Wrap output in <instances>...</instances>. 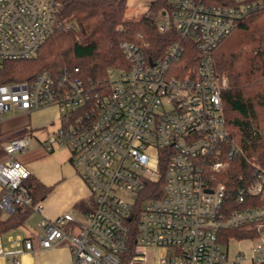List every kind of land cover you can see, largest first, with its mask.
I'll return each mask as SVG.
<instances>
[{
  "label": "built area",
  "instance_id": "2783aa9c",
  "mask_svg": "<svg viewBox=\"0 0 264 264\" xmlns=\"http://www.w3.org/2000/svg\"><path fill=\"white\" fill-rule=\"evenodd\" d=\"M158 2L166 4L156 14L159 32L178 34L162 57L147 58L124 41L120 50L128 67L109 68L108 83L86 80L74 68L0 85V121L6 112L59 108L61 126L41 147L49 153L67 147L91 193L82 220L75 212L42 217L40 249L67 243L72 264H220L228 260L225 232L244 229L257 239L248 259L264 264V205L254 202L264 200V169L253 165L236 206L227 201L221 178L242 148L226 128L222 93L228 82L217 75L212 57L240 21L264 10V0L150 5ZM61 6L62 0H0V64L30 59L56 32L76 29L59 18ZM189 43L198 52V66L185 69L179 63ZM35 138L0 142V208L6 216L19 206L43 210L42 202H33L26 185L31 173L20 160ZM161 176L162 196L144 200L137 215L139 193ZM24 251H34L32 239L13 236L5 245L0 238L7 264H19ZM245 257L239 253L236 263Z\"/></svg>",
  "mask_w": 264,
  "mask_h": 264
},
{
  "label": "trees",
  "instance_id": "16d2710c",
  "mask_svg": "<svg viewBox=\"0 0 264 264\" xmlns=\"http://www.w3.org/2000/svg\"><path fill=\"white\" fill-rule=\"evenodd\" d=\"M127 5L128 0H62L59 18L72 22L76 29L56 32L30 59L1 63L0 85L32 82L44 70L58 75L74 68H79L80 76L86 80L108 83L109 68L128 67L120 50L124 41L138 46L147 58L162 57L168 45L178 39V34L175 31L160 33L155 20L148 15L126 20ZM165 7L163 2L153 3L149 11L158 13ZM212 57L217 75L229 81L222 93L226 128L230 138L242 148V154L232 161L221 178L228 186L227 201L236 206L238 190L251 181L252 166L264 169V10L240 21ZM179 64L185 69L198 66V52L192 44L187 45ZM26 185L34 204L42 202L50 192V188L34 176ZM163 186L164 176H161L139 193L137 215L144 200L162 196ZM254 202L264 205V200ZM83 204L77 207L85 210ZM32 213L19 206L12 215L5 216L0 208V236L24 226ZM134 225L132 250L137 237ZM233 238L253 239L256 234L244 229L228 230L221 241L228 244Z\"/></svg>",
  "mask_w": 264,
  "mask_h": 264
},
{
  "label": "crops",
  "instance_id": "0c3cea01",
  "mask_svg": "<svg viewBox=\"0 0 264 264\" xmlns=\"http://www.w3.org/2000/svg\"><path fill=\"white\" fill-rule=\"evenodd\" d=\"M10 114V117H4V114ZM33 113H21V112H6L2 114L0 121V142L6 143L14 137L17 136H30L35 134V129L32 126ZM44 140V139H43ZM43 140L33 139L29 149L21 154L20 160L28 168L29 164H34L36 162L46 159L47 155L45 150L41 147L40 142ZM56 149V148H55ZM54 149V151H55ZM43 152V153H42ZM25 156V158H23ZM3 157V154L0 152V159ZM69 161L72 163L71 157ZM63 167H68L69 164L67 161H60L61 171L42 177L39 181L42 182L45 186L50 188L48 196L42 201L43 210L41 214L33 212L32 215H36L37 225L36 229L29 230L27 228V223L19 229L8 232L0 236L2 242L5 245L9 244V238L13 236H21L23 238H30L34 243V251H24L19 255V264H72V252L67 243H63L60 246L51 248V249H40L37 236L41 233L39 227V222L42 217L47 219H56L57 217L65 214V212L72 210L76 213L78 219L82 220L86 214V210L91 209V193L80 176L78 170L77 172H62ZM31 173V171L29 170ZM68 172V171H67ZM34 175L31 173V177ZM62 189L67 190L68 198L65 201H61L58 197ZM1 197V190H0ZM83 202L85 205V210L77 207V204ZM6 216V215H5ZM30 216V217H31ZM29 217V218H30ZM28 222V220H27ZM228 260L220 264H252L248 259L250 257L248 254H245V259L239 263H236L237 254L233 256L230 255L229 246L226 248ZM0 264H7L5 258L0 257Z\"/></svg>",
  "mask_w": 264,
  "mask_h": 264
},
{
  "label": "rangeland",
  "instance_id": "374dc122",
  "mask_svg": "<svg viewBox=\"0 0 264 264\" xmlns=\"http://www.w3.org/2000/svg\"><path fill=\"white\" fill-rule=\"evenodd\" d=\"M149 6H150V0H129L127 5V10L125 12V19L137 20L143 17L144 15H148L153 20L157 21L159 19V17L156 16L157 13L153 12L155 14L151 15L152 11H149ZM224 78L227 79L228 82L227 87H228L229 86L228 78L227 77ZM4 117H10V114L9 113L4 114ZM61 122L62 121H61L59 108L55 105L35 111L33 113V118H32V126L35 129V136L39 140H43V139L45 140L49 135L53 134V132L56 131L61 126ZM46 155H47L46 159L28 165L29 170L38 180H40L42 177L53 175L58 171L60 172L61 171L60 161L62 160L67 161V163L70 166L69 169L68 167H63L62 172L63 171L66 173L77 172V170L73 167V165L69 161L71 154L67 147L58 146L56 147L55 151L51 153L46 152ZM23 158H25V156H23ZM58 197L61 201H65L68 198L67 190L62 189ZM68 212H73V211L69 210L65 213ZM26 223H27V228L29 230L31 229L35 230L37 228L36 215H32L28 219V222ZM256 241H257L256 238L243 239V240H238L236 238H233L228 241V244L224 243V247L227 248L229 246V252L231 256H233L234 254L238 255L239 253L248 254L249 256H252L253 254L252 246L256 244ZM150 254H151L150 256L153 257L156 255V251L151 250Z\"/></svg>",
  "mask_w": 264,
  "mask_h": 264
}]
</instances>
